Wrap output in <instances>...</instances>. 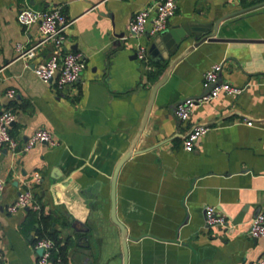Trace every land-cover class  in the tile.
<instances>
[{
  "label": "crops",
  "instance_id": "0c3cea01",
  "mask_svg": "<svg viewBox=\"0 0 264 264\" xmlns=\"http://www.w3.org/2000/svg\"><path fill=\"white\" fill-rule=\"evenodd\" d=\"M156 1L0 0V108L16 112L11 132L22 141L45 128L58 142L39 143L24 154L0 150V178L6 181L0 251L6 264H38L34 213L51 217L69 264H124L121 231L111 219L112 176L132 147L116 186L129 264H253L264 255V236L250 233L264 210V0H179L167 29L224 19L216 37L237 40L206 41L173 66L135 143L152 89L171 61L150 56L157 35L130 30L135 14ZM28 6H61L73 20L65 48L82 52L87 61L76 84L59 90L36 75L35 66L54 53L52 43L38 48L29 67L18 57V43L41 38L38 24L18 19ZM140 45L148 49L151 69L136 56ZM217 63L223 64L221 80L243 91L222 94L180 120L176 105L205 93L204 74ZM195 123L210 129L187 151L184 139ZM36 172L42 175L35 184L40 210L9 213L8 205ZM207 205L224 213L231 226L207 227Z\"/></svg>",
  "mask_w": 264,
  "mask_h": 264
},
{
  "label": "built area",
  "instance_id": "2783aa9c",
  "mask_svg": "<svg viewBox=\"0 0 264 264\" xmlns=\"http://www.w3.org/2000/svg\"><path fill=\"white\" fill-rule=\"evenodd\" d=\"M178 6L179 0H159L151 6L141 9L131 21V32L135 36H142L145 33H149L151 36L158 35L161 31L167 29L168 22L176 14ZM153 13L155 15L151 27L148 28ZM18 19L20 23L26 26L38 24L41 31V38L36 44L24 45L18 43L16 45L18 57L24 60L25 65L27 67L31 65L40 46L52 43L55 48L54 53L35 66L36 75L44 82H55L59 90L76 84L87 67V61L82 52L65 48L67 29L73 24V20L65 15L62 7L57 6L51 9L38 10L28 6L20 10ZM136 56L141 62L146 63L149 69L152 68L148 63L149 53L147 47L138 46ZM222 70V63L212 65L204 74L205 93L197 97H187L177 105L175 115L180 120L188 121L197 106L212 102L222 94H239L243 91L242 87L222 81ZM8 96L14 97L15 92L9 90ZM16 117V112L12 108H0V150L7 149L17 154H24L39 143H46L50 146L58 144L53 133L45 128L37 129L25 141L14 136L11 128L16 121ZM247 123L252 125L253 121L249 120ZM209 129L210 126L207 124H192L184 139V149L193 151L199 138ZM41 180L42 175L39 172L34 173L26 187L8 205L7 211L11 214L28 208L39 211L40 205L35 196V184L40 183ZM5 187V179L0 178V196H2ZM205 216L207 227L229 228L231 226L230 219L215 206H205ZM250 233L256 238L264 236V210L260 211L252 220ZM35 248L42 249L38 264H69L60 254L52 238L47 236L38 237ZM0 264H6L2 251H0ZM253 264H264V255Z\"/></svg>",
  "mask_w": 264,
  "mask_h": 264
},
{
  "label": "water",
  "instance_id": "95a60500",
  "mask_svg": "<svg viewBox=\"0 0 264 264\" xmlns=\"http://www.w3.org/2000/svg\"><path fill=\"white\" fill-rule=\"evenodd\" d=\"M224 20V19H222ZM218 22H210V23H197V22H187L180 25H175L169 29L161 31L153 40L149 53L152 58H154L157 62L170 61L169 68L167 73L161 78L153 87L151 99L147 110L145 112L141 127L137 133L135 143L143 133L145 126L147 124L149 114L151 112L155 96L157 91L161 85H163L168 76L169 72L173 68V66L179 62L182 58H184L190 51H192L195 47H198L202 43L209 42H228L237 39H229L224 37H216L219 29V25L221 21ZM189 40H193L194 43L178 54L181 47L188 42ZM178 54V55H177ZM175 58L172 60V58ZM179 104V103H178ZM177 104V105H178ZM176 105V107H177ZM134 143V145H135ZM133 153V147L127 151L117 162L113 176H112V210H111V219L112 221L120 228L121 237H122V246L124 253V264H129V250H128V231L127 227L124 223H122L117 217V200H116V186H117V178L119 171L123 164L130 158ZM42 253V249H39V254Z\"/></svg>",
  "mask_w": 264,
  "mask_h": 264
},
{
  "label": "trees",
  "instance_id": "16d2710c",
  "mask_svg": "<svg viewBox=\"0 0 264 264\" xmlns=\"http://www.w3.org/2000/svg\"><path fill=\"white\" fill-rule=\"evenodd\" d=\"M160 74V73H159ZM159 74L155 75V79H157V77L159 76ZM34 218L32 220V226H36V222L39 224L38 227H36V230L38 232V234L40 236H47L49 238H52L58 249L60 254L64 257V259L66 260V252H65V247L61 246V239L58 235L57 232H53L51 225H52V221H51V217L48 215H45L44 213H40V216H38V213H34Z\"/></svg>",
  "mask_w": 264,
  "mask_h": 264
}]
</instances>
